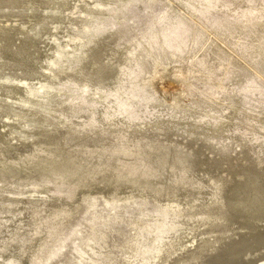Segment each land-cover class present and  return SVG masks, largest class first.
I'll return each mask as SVG.
<instances>
[{
    "label": "rangeland",
    "instance_id": "rangeland-1",
    "mask_svg": "<svg viewBox=\"0 0 264 264\" xmlns=\"http://www.w3.org/2000/svg\"><path fill=\"white\" fill-rule=\"evenodd\" d=\"M41 1L0 0V32L16 36L25 24L43 40L47 52L30 62L38 73L30 82L36 96L50 74L44 60L58 50L71 58L75 39L88 45L83 67L75 65L77 74L54 85L39 107L56 124L61 148L75 138L116 145L186 140L213 152L217 163L263 171L264 0H64V6L50 0L30 16L28 4ZM2 55L0 83L9 77L22 87L31 77L12 66L11 53ZM22 94L0 89V126L9 122L2 110L22 106L6 98ZM27 124L25 131L33 123ZM13 138L31 142L18 130ZM139 165L126 173L164 181L126 199H105L104 186L90 195L73 183L47 182L0 199V264H203L247 243L259 251L247 262L264 264V219L232 217L229 187L216 169L173 165L154 175L150 164L141 172Z\"/></svg>",
    "mask_w": 264,
    "mask_h": 264
},
{
    "label": "bare ground",
    "instance_id": "bare-ground-1",
    "mask_svg": "<svg viewBox=\"0 0 264 264\" xmlns=\"http://www.w3.org/2000/svg\"><path fill=\"white\" fill-rule=\"evenodd\" d=\"M125 1L119 0V2ZM49 3L50 0H42L38 4L29 3L26 11L30 16H33L35 12L39 11V8L44 9ZM60 4L64 6L66 1L63 0ZM37 7L38 9H36ZM7 13L8 11L4 14L5 17L8 15ZM9 24L11 23L6 25ZM19 27L16 36L0 32V66L4 60L2 54L5 51L9 52L14 56L11 62L12 66H16L15 69L17 68L19 74L23 76L27 74V77H31L30 80H23L22 87L10 85L9 77L0 83V89L8 90L11 94L16 88L23 92L20 99H13V95L6 98L20 101L22 106L18 110L10 109L12 107L2 110L6 112L9 122L4 119L5 123L0 126V164L2 165L0 166V199H13L12 192L16 191L17 187L37 185L42 182L58 185L73 183L81 186L82 190H88L90 195L97 194V190L104 186L105 199H110L113 195L119 199H126L135 191L152 190L156 182L164 181L163 177L154 180V177L140 176L139 173H126L125 169L128 165L140 164L139 172H141L144 170V165L150 164L151 172L154 175H158L159 170H170L173 165H185L191 170L199 172L216 169L219 172L218 177H225L222 181L229 187L225 199L233 218L256 221L264 219V169L261 171L253 164L227 167L226 164L217 163L216 158H213V152L207 148L197 144L190 146L186 140L182 141L184 143L176 145H171L172 142L166 140L159 145L149 142L131 145L124 142V144L116 145L101 139L78 141V138H75L77 140L72 146L61 148L55 142L56 124L53 123L49 113L43 110L39 111V107L47 100L48 92L54 85L59 84L70 75L77 74L79 70L73 69L75 65L83 67L91 54L89 47L78 38L73 42L74 54L71 58L63 56L58 50L53 60H44L47 65L46 70L50 74L45 75L44 82L39 88L41 92H44L43 95L36 96L35 89L31 87L30 82L37 78L38 73L32 69L33 66H30L31 57L40 51L47 52V49L43 45V40L37 39L28 30V26L22 24ZM56 28L53 27V30L57 31ZM101 40H103L102 37H98L97 42H101ZM37 44L43 46L38 47ZM12 66L11 68H13ZM110 72L112 73V71ZM111 73L100 81L101 87L109 84L108 78ZM28 120L33 124L31 129L25 131L24 127L28 126ZM17 130L22 131L25 136H29L30 144L27 145L23 140L15 142L16 138H13V135ZM69 135L73 136L74 133H69ZM190 153H194L200 158L195 159ZM8 187L11 188L7 190ZM207 229L209 228L207 227ZM58 232L60 234L61 229ZM223 244L221 248L231 243ZM219 246L221 245L213 244V248ZM221 248L216 250H221ZM254 248L252 243L227 248L209 256L203 264H253L247 262L249 257H246L249 254H259V251ZM168 250L162 249L165 253ZM262 258H264V253L260 255V259ZM52 260L54 259L52 258ZM50 261L48 260V264Z\"/></svg>",
    "mask_w": 264,
    "mask_h": 264
},
{
    "label": "water",
    "instance_id": "water-1",
    "mask_svg": "<svg viewBox=\"0 0 264 264\" xmlns=\"http://www.w3.org/2000/svg\"><path fill=\"white\" fill-rule=\"evenodd\" d=\"M0 166H2V165L0 164Z\"/></svg>",
    "mask_w": 264,
    "mask_h": 264
}]
</instances>
